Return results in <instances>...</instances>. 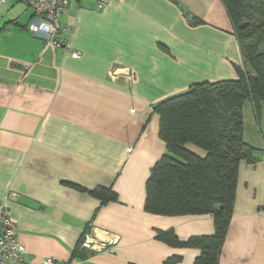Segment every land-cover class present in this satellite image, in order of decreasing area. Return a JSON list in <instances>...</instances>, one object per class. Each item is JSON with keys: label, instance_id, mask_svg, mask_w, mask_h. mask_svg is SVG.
<instances>
[{"label": "crops", "instance_id": "obj_1", "mask_svg": "<svg viewBox=\"0 0 264 264\" xmlns=\"http://www.w3.org/2000/svg\"><path fill=\"white\" fill-rule=\"evenodd\" d=\"M36 19L28 0H0V203L25 248L21 264H194L198 249L156 235L210 236L212 216L144 211L165 153L152 107L237 76L242 57L224 4L119 0L98 9L70 0L59 46L27 30ZM243 140L257 161L239 164L219 264H264V117L249 102ZM97 188L116 200L102 204ZM85 236L97 248L74 257Z\"/></svg>", "mask_w": 264, "mask_h": 264}, {"label": "trees", "instance_id": "obj_2", "mask_svg": "<svg viewBox=\"0 0 264 264\" xmlns=\"http://www.w3.org/2000/svg\"><path fill=\"white\" fill-rule=\"evenodd\" d=\"M233 27L242 66L236 77L191 85L153 105L165 153L146 182L144 211L150 214L212 216L214 233L180 241L172 231L156 238L173 247L199 250L194 264H219L235 200L241 161L255 163L258 150L243 140V107L264 117V0H221ZM203 151L197 154L190 147ZM113 202L110 189L92 193ZM81 241L74 257L83 254ZM167 261V264L173 263Z\"/></svg>", "mask_w": 264, "mask_h": 264}, {"label": "built area", "instance_id": "obj_3", "mask_svg": "<svg viewBox=\"0 0 264 264\" xmlns=\"http://www.w3.org/2000/svg\"><path fill=\"white\" fill-rule=\"evenodd\" d=\"M5 1V0H2ZM70 0H28L30 6L33 8L37 19L30 22L27 26L32 34L44 36L51 41L54 46L61 44L58 38L59 19L63 14L68 2ZM98 9H102L109 2L119 0H91ZM78 53L72 52L71 57L77 58ZM10 197L14 194H9ZM82 248L94 249L96 244L90 240L89 236H85ZM25 248L20 244L16 238L13 223L9 217L8 210L5 204L0 203V264H21ZM44 264H53L51 258H46Z\"/></svg>", "mask_w": 264, "mask_h": 264}, {"label": "rangeland", "instance_id": "obj_4", "mask_svg": "<svg viewBox=\"0 0 264 264\" xmlns=\"http://www.w3.org/2000/svg\"><path fill=\"white\" fill-rule=\"evenodd\" d=\"M192 150H194L197 154H199V155H203V151H201V150H199L198 148H196V147H190ZM83 241H84V239L83 240H81V243L80 244H82L83 243Z\"/></svg>", "mask_w": 264, "mask_h": 264}]
</instances>
